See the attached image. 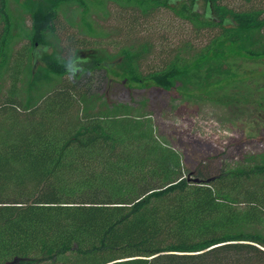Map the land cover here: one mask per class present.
Instances as JSON below:
<instances>
[{"label":"trees","instance_id":"1","mask_svg":"<svg viewBox=\"0 0 264 264\" xmlns=\"http://www.w3.org/2000/svg\"><path fill=\"white\" fill-rule=\"evenodd\" d=\"M121 1L144 16L168 9L214 34L201 48L173 47L148 71V42L116 55L85 47L68 59L56 28L65 0L26 1L32 63L27 57L12 73L23 84L0 95V264H264V153L234 167L186 168L154 135L147 97L114 102L108 83L99 92L85 80L121 66L136 83L131 90L190 96L226 72L233 52L264 62V7ZM8 19L0 76L11 58ZM92 97L104 101V113H84Z\"/></svg>","mask_w":264,"mask_h":264},{"label":"rangeland","instance_id":"2","mask_svg":"<svg viewBox=\"0 0 264 264\" xmlns=\"http://www.w3.org/2000/svg\"><path fill=\"white\" fill-rule=\"evenodd\" d=\"M3 1L5 16L10 19L3 17L0 7V40L8 19L12 24L7 43L12 50L9 52L11 60L6 66L7 71L2 69L0 76L2 96L24 82L23 74L14 79L12 73L23 71L27 57H31L28 50L30 41L25 36V29L30 31L32 25L25 8L27 0ZM219 2L236 10L264 7V0ZM205 5L204 0H199V9L205 11ZM56 28L63 47L62 55L68 59L73 58V52L77 49L99 48L116 55L125 46L139 47L148 42L153 47L151 53L146 55L142 67L145 71L156 68L161 58L167 57L173 47L188 42L201 48L214 34L213 30L196 29L193 24L168 9L161 8L152 15L144 16L121 0H65ZM1 46L2 41L0 49ZM47 50L49 54L52 51L51 48ZM34 63L42 65V57ZM103 75L93 71L84 76L88 83L84 79L81 82L91 84L99 92L108 83L109 99L114 102H133L137 98L147 97L154 135L180 153L186 168H201L203 163L211 164L212 167H234L247 158L264 153V62L260 59H249L233 52L226 72L217 79L201 83L192 90L190 96L158 88L131 90L129 87L135 88L136 83L121 66L110 67L109 73L105 77ZM65 78L73 82L72 75ZM60 80L54 78L55 83ZM83 110L85 114L104 113V101L98 97L87 99L83 102ZM141 115L142 111H133V116ZM235 255L231 253L230 256L234 258ZM59 264L69 262L61 259Z\"/></svg>","mask_w":264,"mask_h":264},{"label":"water","instance_id":"3","mask_svg":"<svg viewBox=\"0 0 264 264\" xmlns=\"http://www.w3.org/2000/svg\"><path fill=\"white\" fill-rule=\"evenodd\" d=\"M16 261H17V260H15V261H13V262H10V263H8V264H14Z\"/></svg>","mask_w":264,"mask_h":264}]
</instances>
